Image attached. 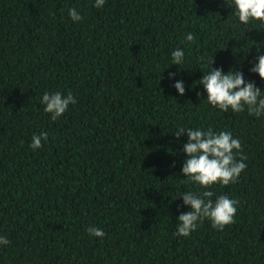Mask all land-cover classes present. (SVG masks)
Returning <instances> with one entry per match:
<instances>
[{
	"label": "trees",
	"instance_id": "obj_1",
	"mask_svg": "<svg viewBox=\"0 0 264 264\" xmlns=\"http://www.w3.org/2000/svg\"><path fill=\"white\" fill-rule=\"evenodd\" d=\"M94 5L0 0V264H264V115L222 112L198 84L212 67L235 69L264 91L250 71L264 23H240L232 0ZM45 92L76 103L53 120ZM180 127L239 139L247 167L237 181L201 189L184 177ZM41 132L48 140L30 148ZM202 190L238 200L234 222L221 231L204 219L174 235L191 210L183 191Z\"/></svg>",
	"mask_w": 264,
	"mask_h": 264
},
{
	"label": "clouds",
	"instance_id": "obj_2",
	"mask_svg": "<svg viewBox=\"0 0 264 264\" xmlns=\"http://www.w3.org/2000/svg\"><path fill=\"white\" fill-rule=\"evenodd\" d=\"M105 0H95V7H103ZM234 15L240 23L247 25L250 20H257L264 23V0H232ZM68 15L74 22L81 21L83 17L75 8L68 11ZM188 42L194 41L191 33L186 34ZM258 62L250 69L251 72L259 75L264 80V54H259L257 49ZM173 65L183 63L185 53L177 48L171 53ZM214 64V58L211 61ZM175 74H170L174 78ZM198 84L203 85L207 93V102L222 112L241 113L247 110L249 115L260 117L264 115V91L255 86L252 81H246L241 71L235 69L224 73L222 69L213 68L207 74H203ZM180 95H184L185 87L182 81L174 84ZM198 95H200L198 93ZM40 102L45 105V113L51 114L53 120L61 117L70 104H75L71 92L67 96L61 92H45ZM187 135L188 142L183 145V152L186 153L182 166V174L190 182L198 184L201 189H209L215 184L229 185L235 183L241 172L247 165L244 160L247 157L241 151V142L233 138L231 132H214L212 128L203 131L200 128L180 127L174 131V136L179 139L183 134ZM41 139L48 140V135L41 132L39 136L33 135L29 145L32 149L42 147ZM234 150L240 153L237 161ZM181 193V192H180ZM178 193V194H180ZM213 191L202 190L199 194L193 191H183L182 198L185 205L191 210L179 215L177 218L176 236L188 237L198 227V222L207 219L211 226L217 230H223L227 225L234 222L237 212L238 200L229 198L227 195H220L215 200ZM90 236L103 238L106 233L98 227L86 229ZM9 243L7 237L0 236V245Z\"/></svg>",
	"mask_w": 264,
	"mask_h": 264
}]
</instances>
